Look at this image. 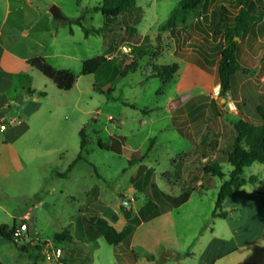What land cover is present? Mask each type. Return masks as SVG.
<instances>
[{"label":"rangeland","instance_id":"374dc122","mask_svg":"<svg viewBox=\"0 0 264 264\" xmlns=\"http://www.w3.org/2000/svg\"><path fill=\"white\" fill-rule=\"evenodd\" d=\"M101 1L32 0L48 9L55 5L65 18L63 21L52 18L56 38L50 49L77 58H51L48 62L54 69L70 70L77 80L70 90L62 91L39 71H34L35 84L47 86L43 89L46 96L38 99L39 110L28 120L26 110L15 104L22 98L18 97L3 111L5 124L13 118L26 120L33 131H22L18 125L0 131V225L10 228L13 223L16 226L25 222L27 234L18 245L30 246L24 253L0 236V264H31L29 257L35 256L31 250L35 239H51L62 228H68L71 235L69 240L57 243L63 264H120L113 256L112 247L102 239L88 243L89 260L78 256L71 243L89 238L90 220H114V209L121 214L124 207L129 212L131 205L136 209L146 205L147 215L155 210L164 212L172 209L169 199L184 191L190 193L185 205L170 216L150 219L137 233L130 255L133 262H176L191 249L189 240L200 233L201 226L213 228L214 221L223 223L212 216L220 180L202 172L213 160L222 161L225 175L231 170L225 162V152L230 149L235 135L233 123L238 116L233 98L228 95L224 100L218 95V58L214 60V73L207 74L174 57L177 47L190 52L191 46L182 47L180 40H171L167 33L158 36L159 27L178 0H136L143 10L142 18L135 24L138 34L129 38L124 34L120 41L122 20L112 21L92 11ZM219 2L235 15L237 0H209L201 8L200 17L208 15ZM3 7L0 0V17ZM253 10L256 14L264 13V0H253L249 11ZM127 18L124 16L123 20ZM98 28L112 31L85 35L86 30ZM146 35L152 44L156 37L160 40L158 56H144L138 60L136 71L122 77L120 74L130 60L123 58V61L121 54L130 53L135 39L140 42ZM238 43V59L247 69V77L264 105V20L253 23ZM102 55L113 60L94 74L80 75L83 60ZM171 63L179 67L174 77L166 81L147 79L154 65ZM180 80L184 86L179 93ZM181 96L180 106L169 110V103ZM40 124L50 127L46 133L34 135ZM82 129L87 141L82 159L73 166L70 178L62 177L60 174L79 153ZM180 130L190 138L184 137ZM29 136L34 138L30 144ZM116 143L119 146L125 143V150L106 149L111 145L117 148ZM133 151L145 158L130 165ZM251 176L260 182L254 186L264 191V164L246 167L244 177ZM197 180L202 188L194 186ZM139 190L144 194L140 195ZM40 201L43 203L39 204ZM26 213L28 218L23 216ZM168 217L172 219L170 226H166L170 224ZM144 235L147 242L142 249L138 245ZM71 249L74 254L69 257ZM181 264L192 262L185 260Z\"/></svg>","mask_w":264,"mask_h":264},{"label":"trees","instance_id":"16d2710c","mask_svg":"<svg viewBox=\"0 0 264 264\" xmlns=\"http://www.w3.org/2000/svg\"><path fill=\"white\" fill-rule=\"evenodd\" d=\"M207 1L209 0H178L165 22L159 27L158 36L167 33L171 40H180L182 47H184L183 45L186 47V44L187 47L188 45L191 46L189 48L192 49L190 52H185L183 48L177 47L173 52L174 57L193 64L207 74L212 75L214 73L213 64L217 57L218 95L224 100L230 95L234 100L238 119L233 123L235 135L231 141L230 149L225 152V162L231 166V170L225 175L222 171V161L219 160H213L202 168L203 173L217 177L220 180L212 216L226 218L235 215L236 210L223 211V202L233 197L240 188L260 183L255 176L245 178L244 169L254 163L264 164V105L256 87H253L247 77V69L241 65L238 59V40L243 37L253 23L264 20V13L256 14L254 10L249 11L253 0H237L238 9L235 15L231 14L224 3L219 2L208 15L201 18L200 10ZM92 11L98 12L112 21L121 19V25L127 38L138 34L135 24L142 18L143 10L137 5L136 0H102L99 5L92 8ZM124 16L128 18L123 20ZM111 31L109 28L90 29L85 31V35H100ZM141 38L140 42H137L139 39H135L136 42H133L130 53L121 54L123 61V58L130 60V63L124 66V70L120 74L122 77L130 71H136L139 59L148 56V54L156 58L160 52L159 46L161 43L158 37L155 39V44L149 41L147 35ZM222 39L223 44L221 43ZM112 60L113 58L106 59L104 55L83 60L80 75L94 74L105 63ZM28 64L52 81L59 90H70L76 83L77 76L73 72L68 69H54L41 57L31 59ZM178 70L179 67L176 63L154 65L147 79L154 78L166 81L174 77ZM246 88L253 89L251 92H247ZM37 94L42 97L46 95L45 92H37ZM180 133L184 137H189L181 130ZM79 135V153L65 172L60 174L62 177H66L73 166L82 159V153L87 145L83 129L79 132ZM116 146L117 148H113L112 145L107 146L106 149H114L116 152H120L121 144L119 146L116 143ZM99 147L102 146L99 144ZM144 158L145 155L134 152L130 157L129 164L140 162ZM189 197L190 193L185 191L178 197L168 199L172 208H178L185 204ZM162 213L155 210L147 218L150 220ZM123 215L126 219L129 218V212L125 211V207L123 208ZM88 223L92 229L89 236L91 240L102 238L109 246L122 243L128 244L129 242L128 236L117 231L105 219L99 218L93 222L90 220ZM14 227V223L10 228L5 224L0 225V236L15 245L20 251L27 253L26 247L24 245L19 246L20 241L14 240L12 235ZM70 238L68 228H62L51 236V239L56 243ZM35 257H29L31 264H37Z\"/></svg>","mask_w":264,"mask_h":264},{"label":"crops","instance_id":"0c3cea01","mask_svg":"<svg viewBox=\"0 0 264 264\" xmlns=\"http://www.w3.org/2000/svg\"><path fill=\"white\" fill-rule=\"evenodd\" d=\"M2 1L4 7L0 17V112L9 109L10 103L17 101L18 97H22L15 104L26 110L25 113L29 120L40 107L38 99L42 96H38L37 92H44L43 89H46L47 86L46 84H43V86L35 84L33 74L34 71L38 70L30 66L28 61L41 57L49 65L48 59L51 58L67 56L76 59L77 57L66 55L58 49H50L56 38V33L54 34L53 19L48 8L33 3L32 0ZM172 10L173 8L168 13ZM124 34L123 30L118 38L119 41L124 38ZM125 37L127 38V36ZM106 59H111V57ZM183 86L184 82L182 80L178 81V92ZM29 91L33 92L30 93ZM30 106H33V108H30ZM16 125L21 126L22 131H33L32 126L26 120H18ZM49 127L40 124L34 129V135L46 133ZM33 139L32 136H29L27 143L30 144ZM122 150H125V143L120 146V151ZM195 150L194 153H196ZM202 160H206V158ZM71 172L72 170L69 173ZM69 173L65 178H70ZM194 186L203 187L200 180H197ZM138 193L140 195L144 194L142 191ZM123 203L125 204V202ZM180 207L165 210L158 217L170 216L173 211L178 210ZM222 210H236V214L219 218L223 223L216 224L214 221L213 228L201 226L200 233L194 234L189 240L191 249L187 253H183L176 262H167V264H181L185 260L192 262V264H264V191L255 186H244L233 197L223 202ZM113 211L115 212V219L106 218L105 220L117 231L129 237L128 244L122 243L111 246L113 256L120 264H137L136 261H132L130 255L133 253L134 239L137 233L149 221L147 206L142 205L139 209H136L131 205L128 219L124 217L123 211L121 214H118L115 209ZM28 214H24V218H28ZM169 222L170 224L166 226L172 224L171 218ZM145 235L147 237V233ZM145 235L140 245H138L140 248L147 242ZM98 239L102 238L94 240L81 238V240L76 241V244L73 241L71 244L75 250H78V256L89 260L90 251L87 249V245ZM79 241L80 243H77ZM64 254H67V252ZM68 254L69 257L73 255V250L71 249ZM177 256H180V254H177ZM121 257L122 259L119 260ZM60 261H62V257Z\"/></svg>","mask_w":264,"mask_h":264},{"label":"built area","instance_id":"2783aa9c","mask_svg":"<svg viewBox=\"0 0 264 264\" xmlns=\"http://www.w3.org/2000/svg\"><path fill=\"white\" fill-rule=\"evenodd\" d=\"M0 131L4 132L8 126L16 125L18 123V119H11L8 124H5L2 119H0ZM133 201V198L130 199ZM27 232V225L25 222H19L13 230V237L15 241H23ZM36 241L33 243L31 250H33V254L37 258V262L41 264H63L60 261L62 257L61 248L58 246L56 242L52 239L46 238L43 240L35 239ZM22 245H26L23 243ZM30 246L26 245V248L29 249ZM30 250V249H29Z\"/></svg>","mask_w":264,"mask_h":264},{"label":"water","instance_id":"95a60500","mask_svg":"<svg viewBox=\"0 0 264 264\" xmlns=\"http://www.w3.org/2000/svg\"><path fill=\"white\" fill-rule=\"evenodd\" d=\"M48 11H49V13L53 19L62 20V21L65 20V18L61 14L59 8L56 7L55 5L51 6L48 9ZM181 102H182V99L180 97L173 99L168 105L169 110H171V111L176 110L180 106ZM3 116H4V112H0V119H2ZM123 205H124V203H123Z\"/></svg>","mask_w":264,"mask_h":264}]
</instances>
